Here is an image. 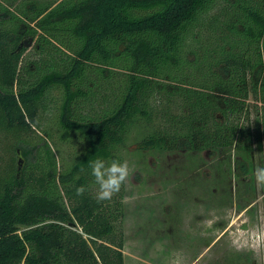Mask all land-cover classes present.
<instances>
[{
    "label": "trees",
    "instance_id": "16d2710c",
    "mask_svg": "<svg viewBox=\"0 0 264 264\" xmlns=\"http://www.w3.org/2000/svg\"><path fill=\"white\" fill-rule=\"evenodd\" d=\"M261 42L264 0H0V264H122L123 185L98 202L90 164L132 131L264 167Z\"/></svg>",
    "mask_w": 264,
    "mask_h": 264
},
{
    "label": "rangeland",
    "instance_id": "374dc122",
    "mask_svg": "<svg viewBox=\"0 0 264 264\" xmlns=\"http://www.w3.org/2000/svg\"><path fill=\"white\" fill-rule=\"evenodd\" d=\"M136 133L122 151V264H264L261 150L254 144L242 161L230 147L139 150Z\"/></svg>",
    "mask_w": 264,
    "mask_h": 264
},
{
    "label": "clouds",
    "instance_id": "9594fccd",
    "mask_svg": "<svg viewBox=\"0 0 264 264\" xmlns=\"http://www.w3.org/2000/svg\"><path fill=\"white\" fill-rule=\"evenodd\" d=\"M261 53L264 55V42H261ZM91 175L98 185L96 199L98 202L111 200L118 193L121 186L129 177V166L127 161L112 160L106 163L103 159L91 162ZM257 186L264 188V167H257L254 172ZM85 188L77 189L78 194H83Z\"/></svg>",
    "mask_w": 264,
    "mask_h": 264
},
{
    "label": "water",
    "instance_id": "95a60500",
    "mask_svg": "<svg viewBox=\"0 0 264 264\" xmlns=\"http://www.w3.org/2000/svg\"><path fill=\"white\" fill-rule=\"evenodd\" d=\"M28 44H29V43H26V41H23V45H24V47H27Z\"/></svg>",
    "mask_w": 264,
    "mask_h": 264
},
{
    "label": "flooded vegetation",
    "instance_id": "af4514ba",
    "mask_svg": "<svg viewBox=\"0 0 264 264\" xmlns=\"http://www.w3.org/2000/svg\"><path fill=\"white\" fill-rule=\"evenodd\" d=\"M25 41V40H24Z\"/></svg>",
    "mask_w": 264,
    "mask_h": 264
}]
</instances>
